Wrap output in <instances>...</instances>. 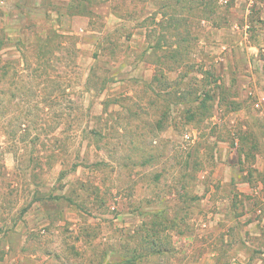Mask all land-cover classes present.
<instances>
[{
    "label": "rangeland",
    "instance_id": "obj_1",
    "mask_svg": "<svg viewBox=\"0 0 264 264\" xmlns=\"http://www.w3.org/2000/svg\"><path fill=\"white\" fill-rule=\"evenodd\" d=\"M1 260L264 264V0H0Z\"/></svg>",
    "mask_w": 264,
    "mask_h": 264
},
{
    "label": "crops",
    "instance_id": "obj_2",
    "mask_svg": "<svg viewBox=\"0 0 264 264\" xmlns=\"http://www.w3.org/2000/svg\"><path fill=\"white\" fill-rule=\"evenodd\" d=\"M2 259V258H1ZM3 260L0 261V264H2Z\"/></svg>",
    "mask_w": 264,
    "mask_h": 264
},
{
    "label": "built area",
    "instance_id": "obj_3",
    "mask_svg": "<svg viewBox=\"0 0 264 264\" xmlns=\"http://www.w3.org/2000/svg\"><path fill=\"white\" fill-rule=\"evenodd\" d=\"M257 105V104H256Z\"/></svg>",
    "mask_w": 264,
    "mask_h": 264
}]
</instances>
